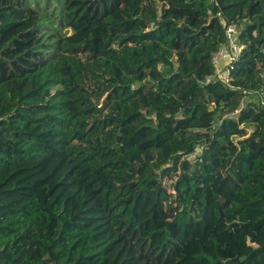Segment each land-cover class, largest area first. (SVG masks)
Instances as JSON below:
<instances>
[{"label": "trees", "instance_id": "obj_1", "mask_svg": "<svg viewBox=\"0 0 264 264\" xmlns=\"http://www.w3.org/2000/svg\"><path fill=\"white\" fill-rule=\"evenodd\" d=\"M228 22L243 49L207 82ZM121 243L264 264V0H0V264Z\"/></svg>", "mask_w": 264, "mask_h": 264}, {"label": "built area", "instance_id": "obj_2", "mask_svg": "<svg viewBox=\"0 0 264 264\" xmlns=\"http://www.w3.org/2000/svg\"><path fill=\"white\" fill-rule=\"evenodd\" d=\"M220 13H217L219 15ZM240 27L236 22H228L224 25L225 43L211 56V64L214 72L206 78V81L216 79L224 83L229 82V71L232 61L237 58L243 49V45L238 41ZM224 63V67H220Z\"/></svg>", "mask_w": 264, "mask_h": 264}, {"label": "rangeland", "instance_id": "obj_3", "mask_svg": "<svg viewBox=\"0 0 264 264\" xmlns=\"http://www.w3.org/2000/svg\"><path fill=\"white\" fill-rule=\"evenodd\" d=\"M70 32H71V30L68 28H65L62 30L63 34H68ZM224 66H225L224 63L220 65V67H222V68ZM130 248H132L130 245H128V244L124 245L121 243L115 247V250H114L112 255L118 257L119 259H123L125 261V264H137L135 258H134V260L132 259L133 252ZM134 254H135V252H134Z\"/></svg>", "mask_w": 264, "mask_h": 264}]
</instances>
